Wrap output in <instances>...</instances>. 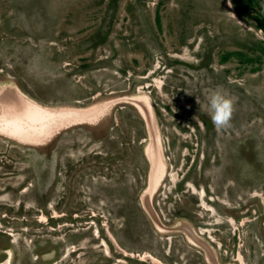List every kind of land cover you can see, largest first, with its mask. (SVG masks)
I'll return each instance as SVG.
<instances>
[{
    "label": "rangeland",
    "instance_id": "374dc122",
    "mask_svg": "<svg viewBox=\"0 0 264 264\" xmlns=\"http://www.w3.org/2000/svg\"><path fill=\"white\" fill-rule=\"evenodd\" d=\"M217 86L235 99L223 129L200 108ZM5 87L54 108L119 100L38 143L0 133L1 263L209 264L190 225L220 264H264V32L231 0H0ZM133 95L154 109L167 230L142 206Z\"/></svg>",
    "mask_w": 264,
    "mask_h": 264
},
{
    "label": "bare ground",
    "instance_id": "6f19581e",
    "mask_svg": "<svg viewBox=\"0 0 264 264\" xmlns=\"http://www.w3.org/2000/svg\"><path fill=\"white\" fill-rule=\"evenodd\" d=\"M127 99L134 104L142 116H146V118H148L150 126H152V128L154 126L155 129L153 139L150 140L151 142L148 144L147 150L148 154L157 155V159L160 160L161 168H159L156 172V178L153 185H148L146 191L142 194L141 200L143 202V208L151 213L152 219L155 221L157 228L164 230L163 226H160L158 223L156 214L149 205L151 201V194H153L154 190L160 184V181L164 176L165 169L158 130L152 115V105L146 95H133L129 98L125 97V100ZM117 100L119 99L97 103L87 108H54L42 106L26 96L16 87H5L0 92V133L11 136L19 141L29 142L32 144L38 143L54 133L53 131L56 128H59L67 122H94L102 114H104L106 109L110 107L111 104L118 102ZM198 237L200 238V236ZM193 241L197 243L196 239H193ZM208 247L211 251H209ZM208 247L206 246L207 250L205 249L207 261H211V264H216L213 260H211L210 256V253L212 252L214 254V251L209 244ZM0 264L3 263L0 262ZM5 264H8V260L5 261Z\"/></svg>",
    "mask_w": 264,
    "mask_h": 264
},
{
    "label": "clouds",
    "instance_id": "9594fccd",
    "mask_svg": "<svg viewBox=\"0 0 264 264\" xmlns=\"http://www.w3.org/2000/svg\"><path fill=\"white\" fill-rule=\"evenodd\" d=\"M234 104L235 99L228 91L222 86H217L208 90L204 102L200 103V108L209 115L217 129H223L231 122Z\"/></svg>",
    "mask_w": 264,
    "mask_h": 264
},
{
    "label": "water",
    "instance_id": "95a60500",
    "mask_svg": "<svg viewBox=\"0 0 264 264\" xmlns=\"http://www.w3.org/2000/svg\"><path fill=\"white\" fill-rule=\"evenodd\" d=\"M126 101V100H125ZM130 102V101H129ZM150 102H151V100H150ZM117 103V102H116ZM131 104H132V102H130ZM134 105V104H133ZM151 105H152V102H151ZM152 108V115H153V118L155 119L156 117H155V113H154V109H153V106L151 107ZM141 115V114H140ZM141 117L143 118V120H144V123H145V127H146V131H147V136H148V140L150 141V140H152L153 139V133L155 132V129H154V126H153V128H152V126H150V122H149V120H148V118H146V116H142L141 115ZM156 120V119H155ZM154 120V121H155ZM69 123H72V122H67V123H65V124H63V125H61L59 128H61V127H63V126H65V125H67V124H69ZM155 123V122H154ZM156 124H157V122H156ZM158 127V126H157ZM59 128H56L55 130H57V129H59ZM54 130V131H55ZM53 131V132H54ZM2 134V133H1ZM3 135H5V134H3ZM7 136V135H6ZM12 138V137H11ZM151 142V141H150ZM147 146L148 145H146V147L144 148V153H145V155H146V158H147V161H148V163H149V172H148V179H147V184L149 185V186H151V185H153V182H154V180H155V178H156V172L158 171V169L159 168H161V166H160V160L159 159H157V155L155 156L154 154L152 155H150V154H148V150H147ZM152 198V197H151ZM149 205H151V209L154 211V209H153V207H152V203H151V201H150V204ZM148 213H149V215L151 216V213L148 211V210H146ZM155 213V212H154ZM156 214V213H155ZM156 217H157V215H156ZM151 218H152V216H151ZM153 220V219H152ZM157 221H158V223L160 224V226H163V227H165L161 222H160V220L158 219V217H157ZM155 222V221H154ZM182 230L185 232V234H186V236H190V238H193V239H196V241H197V243H198V245H199V247H201L203 250H204V252H205V257L207 256L206 255V250H207V248H206V246L208 247V242H206V240L205 239H203L201 236H200V238L202 239H200L197 235V233L191 228V226L190 225H184V226H182ZM165 229L167 230L168 228L167 227H165ZM197 234V235H196ZM187 239H188V237H187ZM208 243V244H207ZM197 245V246H198ZM205 245V246H204ZM210 245V244H209ZM210 247H211V245H210ZM206 249V250H205ZM208 249H209V247H208ZM213 250V249H212ZM209 251H211L210 249H209ZM211 255V260H213L216 264H220L219 262H218V260H217V258H216V256H215V253L213 254L212 252L210 253ZM206 260H207V258H206ZM208 263L209 264H211V261H208Z\"/></svg>",
    "mask_w": 264,
    "mask_h": 264
},
{
    "label": "trees",
    "instance_id": "16d2710c",
    "mask_svg": "<svg viewBox=\"0 0 264 264\" xmlns=\"http://www.w3.org/2000/svg\"><path fill=\"white\" fill-rule=\"evenodd\" d=\"M254 0H231L233 6L237 9L240 16H246L254 20L255 27L261 29L264 32V15L249 14V9L253 7Z\"/></svg>",
    "mask_w": 264,
    "mask_h": 264
},
{
    "label": "flooded vegetation",
    "instance_id": "af4514ba",
    "mask_svg": "<svg viewBox=\"0 0 264 264\" xmlns=\"http://www.w3.org/2000/svg\"><path fill=\"white\" fill-rule=\"evenodd\" d=\"M7 253V252H6Z\"/></svg>",
    "mask_w": 264,
    "mask_h": 264
}]
</instances>
